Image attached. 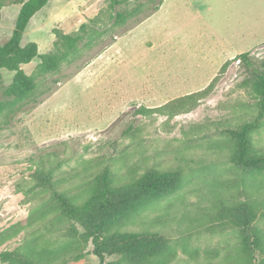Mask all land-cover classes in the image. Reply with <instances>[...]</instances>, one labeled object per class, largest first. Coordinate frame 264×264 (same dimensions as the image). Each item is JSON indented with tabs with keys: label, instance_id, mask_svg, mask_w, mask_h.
Listing matches in <instances>:
<instances>
[{
	"label": "rangeland",
	"instance_id": "obj_1",
	"mask_svg": "<svg viewBox=\"0 0 264 264\" xmlns=\"http://www.w3.org/2000/svg\"><path fill=\"white\" fill-rule=\"evenodd\" d=\"M21 1L2 0L0 45ZM124 8L130 15L115 22ZM61 33L81 35L76 50L47 72L38 70V57L22 64L33 82L27 96H5L13 72L0 70V252L97 264L51 192L78 193L107 164L116 185L148 169L178 173L173 191L119 224L165 236L172 253L162 264H237L240 231L217 211L223 203L257 202L254 227L264 238V188L253 187L264 185V172L230 163L229 140L216 126L256 116L250 74L237 55L248 52L264 67V0H49L30 18L21 44L61 54ZM209 84L188 111L157 109ZM262 121L254 150L264 151ZM40 172H51V186L37 183ZM106 260L129 264L120 255Z\"/></svg>",
	"mask_w": 264,
	"mask_h": 264
},
{
	"label": "trees",
	"instance_id": "obj_2",
	"mask_svg": "<svg viewBox=\"0 0 264 264\" xmlns=\"http://www.w3.org/2000/svg\"><path fill=\"white\" fill-rule=\"evenodd\" d=\"M49 0H22L14 20L10 37L0 45V70L13 72L11 81L3 88V94L13 100L27 96L33 89L30 75L21 68L34 57L39 58L38 70L47 72L58 66L62 59L67 58L76 50L81 39L78 33L58 34V39L64 50L61 54L38 53L37 44L28 41L21 44V39L30 18ZM162 0H160L161 3ZM123 0H110V5H121ZM3 6L0 0V8ZM130 10H116L113 16L115 22L125 20ZM83 24L80 25V28ZM58 43L56 40L55 45ZM242 67L248 68L250 91L257 100L256 116L252 120H242L236 123H225L216 126V131L229 140L227 159L237 168L246 172H264V151L253 149L252 134L262 127L264 117V67L255 66L248 52L237 55ZM225 66V65H224ZM222 66V68H224ZM2 77L0 73V83ZM207 88L174 98L157 107L162 114L176 115L188 111L192 103L203 97ZM6 104H0V110ZM148 108H137L138 113L148 111ZM1 126V125H0ZM128 125L124 132L132 129ZM40 185L51 186V172L36 174ZM109 165H104L95 176L92 184L83 187L78 193L66 194L52 190L59 212L66 219L76 223L82 230V239L90 242L92 254L96 256L97 264H115L106 260L107 256L120 255L129 264H145L150 260L158 264L164 263L172 253L165 236L154 230H121V220L135 213L143 206L161 199L169 194L179 183L175 171H158L148 169L131 180L116 185ZM257 189L264 185L253 184ZM258 203L254 201L223 203L217 211V216L240 231L239 253L237 264H264L261 254L264 253L263 235L254 227L257 217ZM0 259L13 264H52L51 256L35 257L25 251H3Z\"/></svg>",
	"mask_w": 264,
	"mask_h": 264
}]
</instances>
